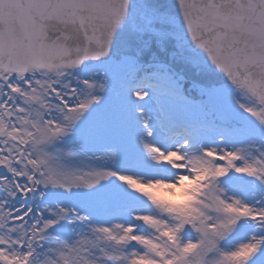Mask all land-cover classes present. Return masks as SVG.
Returning a JSON list of instances; mask_svg holds the SVG:
<instances>
[{
	"label": "snow or ice",
	"instance_id": "obj_1",
	"mask_svg": "<svg viewBox=\"0 0 264 264\" xmlns=\"http://www.w3.org/2000/svg\"><path fill=\"white\" fill-rule=\"evenodd\" d=\"M0 264H264V0H0Z\"/></svg>",
	"mask_w": 264,
	"mask_h": 264
}]
</instances>
